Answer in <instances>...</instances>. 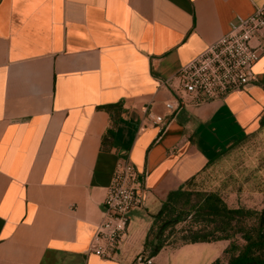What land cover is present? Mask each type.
<instances>
[{"label": "crops", "instance_id": "0c3cea01", "mask_svg": "<svg viewBox=\"0 0 264 264\" xmlns=\"http://www.w3.org/2000/svg\"><path fill=\"white\" fill-rule=\"evenodd\" d=\"M263 3L0 0V264L221 258L227 240L165 244L156 254L145 243L171 191L245 138L264 136V54L250 81L222 99L170 111L167 79ZM123 157L142 181L139 203L119 252L103 259L89 245Z\"/></svg>", "mask_w": 264, "mask_h": 264}, {"label": "built area", "instance_id": "2783aa9c", "mask_svg": "<svg viewBox=\"0 0 264 264\" xmlns=\"http://www.w3.org/2000/svg\"><path fill=\"white\" fill-rule=\"evenodd\" d=\"M264 54V3L248 16L237 15L228 30L206 49L184 64L167 85L175 95L165 107L176 110L190 100L196 102L224 98L243 88L252 78L253 65ZM152 124L163 123L162 115L151 111ZM142 181L128 157L115 164L104 198V214L97 224L89 251L103 259H113L122 245L130 222V211L138 205ZM138 264H153V258L139 253Z\"/></svg>", "mask_w": 264, "mask_h": 264}, {"label": "trees", "instance_id": "16d2710c", "mask_svg": "<svg viewBox=\"0 0 264 264\" xmlns=\"http://www.w3.org/2000/svg\"><path fill=\"white\" fill-rule=\"evenodd\" d=\"M195 177L186 185H189ZM185 195L187 193L181 189L171 191L159 210L152 215V223L145 244L150 248L154 247L152 249L154 254L163 245L170 246L164 235L167 228L178 222L189 220L187 228L179 237L181 244L228 241L222 257L210 264H222L225 255H228V259L224 264H264V202L259 209L233 207L218 192L201 193L190 211L179 212L171 217L170 212ZM158 220H162V223L155 231L154 237L157 238V243L153 245L152 241L148 242V240L154 223L156 224Z\"/></svg>", "mask_w": 264, "mask_h": 264}, {"label": "rangeland", "instance_id": "374dc122", "mask_svg": "<svg viewBox=\"0 0 264 264\" xmlns=\"http://www.w3.org/2000/svg\"><path fill=\"white\" fill-rule=\"evenodd\" d=\"M187 193L172 210L171 217L177 213H187L197 202L199 194L218 192L233 207L244 206L259 209L264 202V136H250L241 143L221 153L189 185L181 189ZM162 220L152 229L148 242L154 238ZM189 220L181 221L164 231L170 247L179 246L183 230ZM228 255L223 258L226 263Z\"/></svg>", "mask_w": 264, "mask_h": 264}]
</instances>
